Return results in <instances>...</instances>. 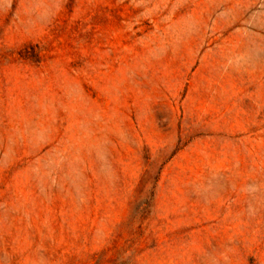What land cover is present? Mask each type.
Wrapping results in <instances>:
<instances>
[{
    "label": "rangeland",
    "instance_id": "374dc122",
    "mask_svg": "<svg viewBox=\"0 0 264 264\" xmlns=\"http://www.w3.org/2000/svg\"><path fill=\"white\" fill-rule=\"evenodd\" d=\"M0 264H264V0H0Z\"/></svg>",
    "mask_w": 264,
    "mask_h": 264
}]
</instances>
